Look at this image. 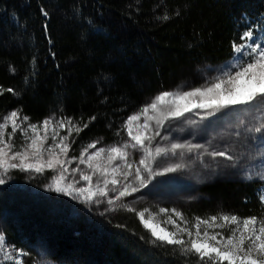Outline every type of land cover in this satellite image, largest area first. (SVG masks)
Listing matches in <instances>:
<instances>
[{
    "label": "trees",
    "instance_id": "obj_1",
    "mask_svg": "<svg viewBox=\"0 0 264 264\" xmlns=\"http://www.w3.org/2000/svg\"><path fill=\"white\" fill-rule=\"evenodd\" d=\"M263 20L264 0H0V117L71 118L83 130L72 133L70 155L95 141L113 144L127 137L129 116L174 89L181 75L195 81L232 58L233 43ZM49 172L13 170L0 185V230L30 253L27 260L201 264L156 241L135 212L103 213L43 190ZM263 186L220 180L208 193L220 195L223 212L261 216ZM213 208L217 202L208 201L187 213Z\"/></svg>",
    "mask_w": 264,
    "mask_h": 264
},
{
    "label": "snow or ice",
    "instance_id": "obj_2",
    "mask_svg": "<svg viewBox=\"0 0 264 264\" xmlns=\"http://www.w3.org/2000/svg\"><path fill=\"white\" fill-rule=\"evenodd\" d=\"M241 40L245 42L233 43L237 57L222 75L189 91H164L140 112L129 116L125 128L130 142L123 145L97 148L99 142L95 141L85 146L79 157L69 158L70 137L74 131L78 134L83 130L71 118L65 117L58 121L46 118L36 124L27 123L29 118H21L19 111L3 116L0 118V185L7 182L13 170L41 175L51 171L56 173L50 185L54 191L82 197L85 202L99 203L98 197L108 198L107 203L114 205L116 201L146 188L155 176L173 173L185 167L179 163L165 166L160 171L153 167L158 157L166 156L169 152L167 148L152 147L166 123L181 119L185 113L196 109L214 115L222 109L237 105L264 108V41L254 40L251 28L242 34ZM3 91L0 89V94ZM6 91L14 90L9 88ZM87 126L84 124V128ZM9 128L11 131H8ZM58 129H66L67 134L61 136ZM262 130V127L254 129L255 132ZM18 131L24 138L19 147L13 143ZM184 147L174 143L171 152L175 154L177 149ZM130 148L142 150L144 155L138 162L131 159ZM210 155L234 159L226 151H213ZM77 161L79 165H85L87 171L79 166L70 167ZM77 174L86 183V187L76 186L79 183L74 178ZM94 177L98 178L95 182ZM130 177L134 182H128ZM247 178L251 179L252 176L248 175ZM261 179H264V175H261ZM110 192L117 193L115 199L109 197ZM260 201L264 203V190L261 191ZM121 207L128 206L122 204ZM128 210L136 211L130 207ZM159 211L169 213L166 208ZM146 212L148 209L140 211L139 219L156 241L177 246L186 254H195L201 264H264V215L239 217L222 213L206 219L196 217L195 223L189 227L183 214L177 209H171V213L179 217L185 226L181 227L172 215H168L167 223L175 229L169 230L162 227L154 215L151 219L145 218ZM225 228L229 229L227 235L223 231ZM29 255L23 249L9 246L6 237L0 233V264H25L24 257Z\"/></svg>",
    "mask_w": 264,
    "mask_h": 264
},
{
    "label": "rangeland",
    "instance_id": "obj_3",
    "mask_svg": "<svg viewBox=\"0 0 264 264\" xmlns=\"http://www.w3.org/2000/svg\"><path fill=\"white\" fill-rule=\"evenodd\" d=\"M252 31L254 33V40L264 41V20L261 21L258 26L252 28ZM244 42L245 41L241 40L240 43ZM236 57L237 54L235 53L232 58L222 63L205 67L202 70L203 76L195 81L192 80L194 75L190 79L186 77V74L181 75L179 80H176L178 81L176 87L169 91H189L194 87H200L211 82L215 77L227 71L235 62ZM142 108L138 112H140ZM49 118H54L56 121L61 119L57 116H51ZM0 122H2V120H0ZM140 122H143V118ZM25 126L27 125L25 124ZM256 127L264 128V108L237 105L222 109L214 115H208L205 111L200 109L185 113V116L181 119L166 123L165 127L160 131V136L156 137L152 145L153 148L159 146L169 149L166 156L158 157L153 164L156 171H160L163 167L176 163L184 165L185 167L173 173L155 176L146 188H141L132 195L124 197L120 201H116L114 205H109L107 203L108 198L99 197L97 198L100 201L99 203L95 201L88 203L96 204L100 212L112 214H119L122 211L125 213L133 212L128 210L129 207L134 208L137 215L140 211L148 209V212L145 213V218L151 219L154 215L156 221H158L162 227H166L169 230L175 229L172 225L167 223L168 215H172L173 219L176 220L181 227L185 226L184 222L181 221L179 217L171 213V209L180 211L185 220L188 221L187 226L189 227L195 223L196 217L206 219L222 213L235 214L239 217H248V215H240L227 211L223 212L220 195L208 193V185L220 180L239 181L244 183L259 180L264 183V179H261V175H264V130L255 132L254 129ZM8 131H11V129L9 128ZM58 131L61 136L67 134L66 129H58ZM23 141L24 138L18 131L14 137L13 143L19 147ZM126 142H130L128 133L126 138L113 144L102 145L101 143H97V148L109 147L114 144L123 145ZM49 143H51V140H49ZM174 143H179L186 147L177 149L175 154H173L171 152V145ZM196 145L202 147H192ZM129 151L132 154L131 159L134 162H138L144 155L140 149L130 148ZM213 151H226L227 154L234 159L228 160L226 157L221 156L212 157L210 153ZM79 155L75 156L68 153L69 158L79 157ZM78 166L87 171L86 166L79 165L78 161L70 165L71 168H76ZM25 173L32 177L41 175L31 172ZM42 175L46 176L45 173ZM54 175H56V173L53 172L47 174V184H44L43 190L47 191L52 189L50 185H52V177ZM248 175H251L252 178L248 179ZM74 178L79 181L76 185L77 187L87 186L84 181L79 179L78 174L75 175ZM97 179V177H94V182ZM69 182H71V178ZM128 182H134L133 178L130 177ZM262 190H264V186ZM116 195L117 193L110 192L109 197L115 199ZM71 197L84 201L82 197L76 195ZM208 201H216L218 208L216 210L214 208L211 209V211L205 213L203 216H200V214L196 212L187 213V207H194L201 204L205 205V202ZM122 204L128 207H121ZM161 208L169 209V213H160L159 210ZM223 231L225 235L229 234L228 228L223 229ZM0 233L4 235L1 230ZM8 245L14 246L11 244ZM15 248L19 249L17 247ZM24 261L25 264H57L45 258H40L37 261H29L24 257ZM8 264H10V262H8Z\"/></svg>",
    "mask_w": 264,
    "mask_h": 264
}]
</instances>
